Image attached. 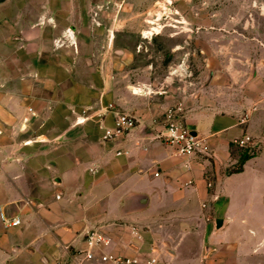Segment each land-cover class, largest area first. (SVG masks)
<instances>
[{
  "label": "crops",
  "instance_id": "1",
  "mask_svg": "<svg viewBox=\"0 0 264 264\" xmlns=\"http://www.w3.org/2000/svg\"><path fill=\"white\" fill-rule=\"evenodd\" d=\"M64 35L62 44L49 41L43 59L47 94L42 150L32 159V153L20 154L26 159L22 167L0 173V214L20 219V224L7 226L0 215V225L7 228L0 234V264H109L97 258L98 251L92 260L80 252L90 230L108 239L101 247L104 252L153 253L160 264V250L149 243V236L163 233V225L174 223L172 219H179L178 230L189 233L201 218L205 200L219 208L213 220L218 236L212 237L227 243L222 263L227 264L233 253L251 260L246 238L229 234L232 219L221 200L226 180L264 156V84L244 91L241 85L223 84L218 72L209 70L207 80L214 85L179 98L162 87L151 92V79L140 78L142 91L137 93L130 72L120 76L114 71L113 51L106 50L100 68L97 52L82 50L83 44L92 48V40ZM11 102L14 110L16 102ZM174 102L183 104L186 123L206 141L211 156L179 155L156 137L155 120ZM109 104L133 114L138 123L128 133L103 141L102 128L114 125V111L106 109ZM245 133L257 137L262 147L239 172L226 174V167L237 161L232 140ZM252 167L255 183L264 184V168ZM208 177L213 178L215 197L207 188ZM254 198V204L264 206V188ZM217 218L226 220L219 230ZM260 226L252 253L264 244V218ZM210 249L205 246L206 252ZM198 262L197 256H187L168 259L167 264Z\"/></svg>",
  "mask_w": 264,
  "mask_h": 264
},
{
  "label": "rangeland",
  "instance_id": "2",
  "mask_svg": "<svg viewBox=\"0 0 264 264\" xmlns=\"http://www.w3.org/2000/svg\"><path fill=\"white\" fill-rule=\"evenodd\" d=\"M64 34L92 40V48L88 43L82 50L96 51L100 68L106 50L113 51L114 71L120 76L130 72L137 93L142 91L139 79H151V92L162 87L179 98L214 85L207 80L209 70L218 72L223 84L241 85L244 91L264 84V0H0V173L22 167L26 159L20 154L32 153V159L42 150L43 59L49 41L62 44ZM250 77L256 78L251 82ZM261 147L259 141L253 156ZM243 151L233 146L237 161L226 167V174L236 168ZM253 163L226 180L221 202L226 201V216L232 219L229 234L246 238L247 257L264 264V244L250 251L264 218V206L254 204L264 184H256L252 165L264 168V156ZM206 181L215 197L213 178ZM212 202L200 204L201 218L189 233L178 230L179 219H172L163 233L149 236L160 250V264L187 256H197V264H223L227 243L213 238L218 236L213 220L220 212ZM2 230L7 228L0 225V234ZM205 246L211 249L206 252ZM251 260L233 253L227 264H253Z\"/></svg>",
  "mask_w": 264,
  "mask_h": 264
},
{
  "label": "built area",
  "instance_id": "3",
  "mask_svg": "<svg viewBox=\"0 0 264 264\" xmlns=\"http://www.w3.org/2000/svg\"><path fill=\"white\" fill-rule=\"evenodd\" d=\"M107 110H113L110 104L106 107ZM114 111L113 127H103L101 138L103 141L114 140L120 135L128 133L133 129L138 121L133 114L124 111ZM242 122L245 118H242ZM158 125L156 137L171 146L179 155H196L201 153L205 157L211 156L210 148L206 141L197 134L185 120V111L181 102L171 104L165 108L160 118L155 120ZM232 143L244 151L254 153L258 147L259 140H255L248 134H243L239 138L232 140ZM121 152H117L120 154ZM157 174V173H156ZM207 186H211V182H207ZM5 225L15 226L20 224L19 218L7 219L1 213ZM84 247L81 249L84 258L88 260L95 259L96 251H98V259L109 264H159L158 257L153 254L147 255H129L115 252H104L101 247L108 243V239L97 230H90L85 233L83 238ZM56 264H62L56 262Z\"/></svg>",
  "mask_w": 264,
  "mask_h": 264
},
{
  "label": "trees",
  "instance_id": "4",
  "mask_svg": "<svg viewBox=\"0 0 264 264\" xmlns=\"http://www.w3.org/2000/svg\"><path fill=\"white\" fill-rule=\"evenodd\" d=\"M253 154H249L246 151H243L239 157L237 166L234 170L230 171L229 173H233V172H239L242 169V165L243 163L250 157H252Z\"/></svg>",
  "mask_w": 264,
  "mask_h": 264
},
{
  "label": "water",
  "instance_id": "5",
  "mask_svg": "<svg viewBox=\"0 0 264 264\" xmlns=\"http://www.w3.org/2000/svg\"><path fill=\"white\" fill-rule=\"evenodd\" d=\"M214 223H215L216 230H219L226 223V220L221 219V218H217V219H215Z\"/></svg>",
  "mask_w": 264,
  "mask_h": 264
}]
</instances>
